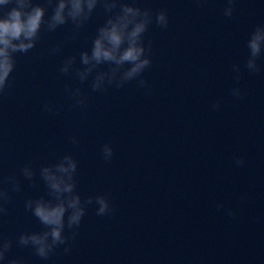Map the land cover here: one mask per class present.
Segmentation results:
<instances>
[{
	"label": "water",
	"instance_id": "obj_1",
	"mask_svg": "<svg viewBox=\"0 0 264 264\" xmlns=\"http://www.w3.org/2000/svg\"><path fill=\"white\" fill-rule=\"evenodd\" d=\"M140 3L167 9L170 18L167 29L154 24L145 34L153 49L144 73L150 95L135 82L107 95L84 85L86 114L71 107L64 84L79 81L58 69L64 56L90 48L104 20L99 10L79 39L70 38L68 24L18 54L13 86L0 100V172L19 174L28 162L38 171L71 153L81 195L107 193L116 212L98 217L89 207L70 254L61 249L45 262L14 247L12 255L29 264H264V58L259 73L243 69L246 40L264 23V0H238L230 18L223 0ZM58 43L63 51L50 55ZM235 63L242 68V99L230 94ZM49 101L58 113L42 111ZM73 135L78 145L69 141ZM104 143L114 149L107 163ZM237 156L246 159L244 167L235 166ZM43 192L42 183L35 189L23 181L0 231L15 237L40 230L24 200ZM219 203L235 218L218 210Z\"/></svg>",
	"mask_w": 264,
	"mask_h": 264
},
{
	"label": "clouds",
	"instance_id": "obj_2",
	"mask_svg": "<svg viewBox=\"0 0 264 264\" xmlns=\"http://www.w3.org/2000/svg\"><path fill=\"white\" fill-rule=\"evenodd\" d=\"M202 6L206 0H195ZM222 13L232 17L238 0H223ZM103 13L104 20L90 37L91 46L77 54L64 56L59 72L65 77L79 81L77 86L65 82L64 91L72 101L71 107L86 114L90 97L84 85L91 92L107 95L112 88L122 89L135 82L137 89L152 93V86L144 73L153 63L152 42L145 41V34L155 24L167 29L170 18L167 9L153 10L141 6L140 0H0V100L8 95L14 80L18 54H28L42 38V33H52L64 25H71V39L76 40L93 19L94 14ZM247 56L243 69L250 75L261 71L258 63L264 58V23L257 24L246 40ZM63 51L61 43L49 48V54ZM106 66V67H105ZM233 79L237 82L230 89L236 99H242L246 92L240 86L242 76L240 63L232 65ZM44 113H58L59 108L51 101L42 106ZM219 101L212 105L219 110ZM69 141L79 144L77 136ZM114 149L110 143L101 146V157L107 163L112 160ZM78 160L71 154H63L49 163H41L39 170L32 162L20 167L19 174L0 172V221L9 215L13 194L23 190V181L32 188L44 192L24 200V209L41 225L38 231L25 230L15 237L0 231V264H29L26 256L12 255L14 247L27 249L41 261H49L58 250L70 254L79 236V231L88 213L94 207L95 215L105 217L116 212L109 194L97 193L82 196L78 191ZM236 167H244L246 159L234 158ZM243 200L244 197H241ZM218 210L235 218L232 208L225 209L223 203Z\"/></svg>",
	"mask_w": 264,
	"mask_h": 264
}]
</instances>
